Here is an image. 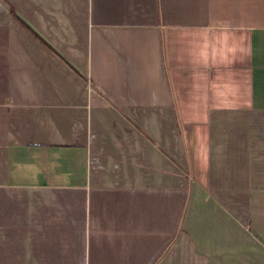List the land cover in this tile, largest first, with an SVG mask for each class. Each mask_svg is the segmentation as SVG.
Wrapping results in <instances>:
<instances>
[{
    "label": "crops",
    "instance_id": "1",
    "mask_svg": "<svg viewBox=\"0 0 264 264\" xmlns=\"http://www.w3.org/2000/svg\"><path fill=\"white\" fill-rule=\"evenodd\" d=\"M0 264H264V0H0Z\"/></svg>",
    "mask_w": 264,
    "mask_h": 264
}]
</instances>
